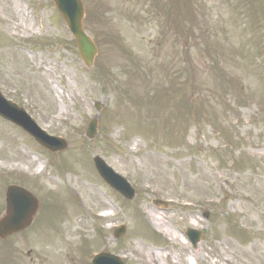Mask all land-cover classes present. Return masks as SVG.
I'll return each instance as SVG.
<instances>
[{
    "label": "rangeland",
    "instance_id": "1",
    "mask_svg": "<svg viewBox=\"0 0 264 264\" xmlns=\"http://www.w3.org/2000/svg\"><path fill=\"white\" fill-rule=\"evenodd\" d=\"M82 1L91 69L51 0H0V92L69 145L48 152L0 117V219L9 186L39 200L0 264H264V0Z\"/></svg>",
    "mask_w": 264,
    "mask_h": 264
},
{
    "label": "water",
    "instance_id": "2",
    "mask_svg": "<svg viewBox=\"0 0 264 264\" xmlns=\"http://www.w3.org/2000/svg\"><path fill=\"white\" fill-rule=\"evenodd\" d=\"M56 8L63 16L66 24L76 39L80 55L84 64L91 68L98 54V48L89 37L83 27L85 18V7L81 0H52ZM102 107H98L101 111ZM0 116L6 120L18 125L29 135L34 137L38 143L47 150L57 153L68 148V143L57 137L49 136L43 131L36 122L23 110L19 109L16 104L7 101L0 93ZM99 118L92 119L88 125L86 137L93 140L98 135ZM95 166L101 177L116 191L129 200L135 197V191L131 185L120 175H118L106 162L99 156L94 157ZM161 205V203L156 202ZM38 210V201L24 188L11 186L7 190V211L6 216L0 220V238L6 239L8 236L27 229ZM125 233V227L117 231L116 238H120ZM188 237L196 246L201 240V234L189 230ZM93 264H124L120 258L101 253L94 257Z\"/></svg>",
    "mask_w": 264,
    "mask_h": 264
},
{
    "label": "bare ground",
    "instance_id": "3",
    "mask_svg": "<svg viewBox=\"0 0 264 264\" xmlns=\"http://www.w3.org/2000/svg\"><path fill=\"white\" fill-rule=\"evenodd\" d=\"M41 168H42V166H40L39 169H41ZM105 214H106V216H109V213H105ZM105 214H103V215H105ZM155 225L157 226V223H155ZM177 238H178V236L174 235L173 240L175 241Z\"/></svg>",
    "mask_w": 264,
    "mask_h": 264
}]
</instances>
